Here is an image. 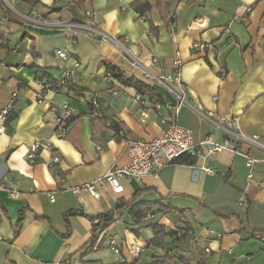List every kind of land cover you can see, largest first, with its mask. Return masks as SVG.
I'll return each mask as SVG.
<instances>
[{
  "label": "crops",
  "instance_id": "obj_1",
  "mask_svg": "<svg viewBox=\"0 0 264 264\" xmlns=\"http://www.w3.org/2000/svg\"><path fill=\"white\" fill-rule=\"evenodd\" d=\"M14 1L19 16L0 19V111L12 105L0 127V180L12 181L9 191L0 189V264H152L166 253L183 255L190 264H264L258 240L264 235V166L254 165L248 180L242 156L222 152L193 166H165L155 177L121 179L123 191L117 195L106 191L95 199L72 192L129 163L118 131L126 140H148L159 134L160 118L172 114L166 108L155 111L148 96L135 101L137 92L108 76V66L152 87L171 108L177 104L144 81L132 69V59L153 71L155 59L165 72L179 53L187 104L175 122L191 131L194 143L223 139L199 110L236 118L241 134L256 135L264 145V0H84L83 11L90 14L85 24L105 39L61 27L70 19L64 10L49 11L53 0H36L40 4L35 7ZM168 13L173 16L167 26ZM193 44L201 47L193 49ZM56 51L77 60L70 80L82 95L63 88L43 94V103L37 104L38 78L63 76L66 64ZM92 100L103 122L90 117ZM63 105L72 109L74 119L65 137L58 138L56 110ZM239 148L250 157H263L260 150ZM31 152L33 159L27 157ZM158 198H171L174 211L153 219L129 215L130 206ZM130 203L104 231L93 232L84 216H69L71 233L63 238L65 213L81 211L95 218ZM21 210V229L14 236ZM153 223L165 228L161 244L155 241ZM252 232L259 235L248 236ZM92 236L101 238L97 249L91 246ZM111 240L118 254L110 250ZM135 243L141 245L138 254L130 253Z\"/></svg>",
  "mask_w": 264,
  "mask_h": 264
},
{
  "label": "built area",
  "instance_id": "obj_2",
  "mask_svg": "<svg viewBox=\"0 0 264 264\" xmlns=\"http://www.w3.org/2000/svg\"><path fill=\"white\" fill-rule=\"evenodd\" d=\"M85 14L87 17L90 16L89 13ZM197 22L200 23L201 21L198 20ZM61 27L66 28L68 31H82L86 36L91 38L105 39V35L87 24H62ZM112 42L124 51L123 45L120 44L119 41L113 40ZM199 47L201 46L198 44L192 45L193 49ZM55 55L66 64L62 78L56 80L57 84L61 85L64 82V79H69L72 76V71L78 67V62L76 59L69 57L65 51H56ZM152 64L155 69L154 71L148 69L139 61L132 59L131 67L140 73V76L144 81L151 83L152 86L164 91L177 100V104L173 108L166 103L164 105L154 103L155 111L166 108L171 110L172 114L169 117L160 118L161 130L159 134L148 140H126L124 132L119 131L116 136L125 142V149L129 158V163L125 167L107 171L103 176L73 188L72 192L76 196L80 197L83 194H88L91 197L98 199L106 191H111L116 195L120 194L123 191V187L120 183L121 179L138 181L145 176L151 175L155 177L160 169L173 164L183 155L195 156L196 160L201 162H205L210 157L222 152H231L234 155L242 156L245 159V166L248 169V180L253 176L252 168L254 165L262 164L264 166V145L261 143L260 138L256 135L245 136L241 134L239 132L236 118L222 117L211 112L202 113L197 110V113L203 119L217 127L223 133V139L219 141L211 137H205L198 143H194L191 131L177 125L175 122L180 107L183 104H187L184 99L185 88L180 79L181 61L179 53L176 52L174 54L168 71L163 72L157 68L155 59H153ZM0 67H3L1 62ZM38 84L41 88V92L36 101L37 104L43 103V94L58 93V90L55 88H48L49 84L44 78L39 80ZM134 100L137 102L141 101V96L136 94ZM90 104V117L103 122L102 116L98 110L99 106L97 102L92 100ZM11 111V104L7 105L0 111V127L3 124L5 117ZM56 114L55 125L57 127V137L63 138L67 134L69 127L68 125H65L64 122L69 121L73 117V111L69 106L63 105L56 110ZM239 146H246L248 148L260 150L263 153V157L261 159L250 157L248 154L244 153ZM27 157L33 159L34 154L31 152ZM54 160L57 161V158ZM200 169L207 174L213 173L211 169L205 166H201ZM11 184V179L6 177L5 179L0 180V189L9 191ZM49 201L51 203L54 201L52 196H49ZM239 201H241V199ZM149 218L153 219V216H150ZM114 219L116 222L118 221L117 218ZM258 240L264 247V235L259 236ZM108 244L110 250L114 254L119 253V249L114 241L111 240ZM99 245H101L100 237L96 240L93 248L97 249ZM140 250L141 245L135 243V245L132 246L130 253L138 254Z\"/></svg>",
  "mask_w": 264,
  "mask_h": 264
},
{
  "label": "trees",
  "instance_id": "obj_3",
  "mask_svg": "<svg viewBox=\"0 0 264 264\" xmlns=\"http://www.w3.org/2000/svg\"><path fill=\"white\" fill-rule=\"evenodd\" d=\"M5 1H12V0H5ZM21 4H25L28 7H35L39 5L40 3L36 0H17ZM9 3V2H8ZM85 2L84 0H53V3L51 7L49 8V11L51 13L65 11L67 15L69 16V24H77V25H83L88 20V17L83 11ZM12 13L5 7V4L2 0H0V19L7 18L8 16H11ZM172 13H168L167 18L165 19L166 25H170L172 22ZM14 22H16L17 25L21 26L23 22L19 18H15ZM150 29L153 32H156V28L150 24ZM170 31V28H168ZM172 34L173 32L170 31ZM106 74L115 80H117L122 86L133 88L137 94L140 96H148L149 99L155 101V103H159L161 105L165 104L164 98L160 93H158L155 89L152 87L143 84L142 82L131 78L127 79L125 75L120 72L115 67L108 66L106 69ZM46 79L47 83L49 84V89L55 88L58 90V93H60L61 89L66 88L68 91L72 92L74 95L81 96L82 91H79L76 85L73 81L69 79H64V82L61 85H58L56 80L52 79L50 76H40L38 80ZM57 93V94H58ZM91 104H89V107ZM91 108V107H90ZM74 118L72 117L69 121L64 122L65 125H68L72 122ZM110 126V125H109ZM119 132V131H118ZM117 132V133H118ZM116 133V134H117ZM196 163V157L192 155H183L178 160H176L173 164L174 165H185V166H193ZM171 198L163 199L158 198L155 201L147 202V203H140L136 205L125 204L123 206L117 207L115 211H109L103 215H99L95 218H89L85 216L81 211H70L64 214V220H65V226H66V233L63 235V238H68L70 236L71 230L69 223L67 221V218L69 216H84L89 219L93 232L96 231L98 228H100V231L106 230L113 221L114 215L116 212H120L121 209L129 208V215L135 219H143L147 217L148 215L154 216L156 214H169L174 211L173 207L170 205L169 201ZM22 214L23 210L19 211L18 217L16 220L15 225L13 226V235L17 236L21 229V222H22ZM153 232L155 234L154 238L157 243L161 244L163 237L166 236L165 234V228L158 223H153L152 225ZM185 231H188V228H185ZM242 231V230H240ZM186 233L184 232L183 235ZM259 235L256 232L250 233L248 236L255 237ZM96 242V239L94 236L91 238V246L93 247ZM152 264H190L189 261L180 254H177L175 256L168 255L167 253L160 256L153 258ZM195 264H204L203 260H199Z\"/></svg>",
  "mask_w": 264,
  "mask_h": 264
},
{
  "label": "rangeland",
  "instance_id": "obj_4",
  "mask_svg": "<svg viewBox=\"0 0 264 264\" xmlns=\"http://www.w3.org/2000/svg\"><path fill=\"white\" fill-rule=\"evenodd\" d=\"M9 2V5L11 6V8L14 10V11H11L12 15L13 16H19V11H18V8L16 6V1H8ZM173 215V214H172Z\"/></svg>",
  "mask_w": 264,
  "mask_h": 264
},
{
  "label": "water",
  "instance_id": "obj_5",
  "mask_svg": "<svg viewBox=\"0 0 264 264\" xmlns=\"http://www.w3.org/2000/svg\"><path fill=\"white\" fill-rule=\"evenodd\" d=\"M3 1V3L5 4V6L8 8V9H10L11 11H14L12 8H11V6L9 5V3L7 2V1H5V0H2Z\"/></svg>",
  "mask_w": 264,
  "mask_h": 264
}]
</instances>
